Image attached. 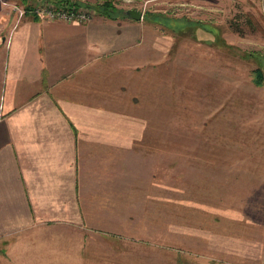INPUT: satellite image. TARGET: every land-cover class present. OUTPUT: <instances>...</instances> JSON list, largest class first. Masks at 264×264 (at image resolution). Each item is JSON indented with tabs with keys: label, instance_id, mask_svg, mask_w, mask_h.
Masks as SVG:
<instances>
[{
	"label": "rangeland",
	"instance_id": "obj_1",
	"mask_svg": "<svg viewBox=\"0 0 264 264\" xmlns=\"http://www.w3.org/2000/svg\"><path fill=\"white\" fill-rule=\"evenodd\" d=\"M6 1L20 20L39 7L90 12L42 17L79 24L143 13L90 88L105 100L90 121L122 142L107 189L130 192L136 214L106 236L121 264H264V0Z\"/></svg>",
	"mask_w": 264,
	"mask_h": 264
},
{
	"label": "crops",
	"instance_id": "obj_2",
	"mask_svg": "<svg viewBox=\"0 0 264 264\" xmlns=\"http://www.w3.org/2000/svg\"><path fill=\"white\" fill-rule=\"evenodd\" d=\"M7 6L0 0V264H121V239L106 236L131 231L136 214L130 192L107 189L106 167L122 166V142H107L89 108L104 110L90 88L105 85L96 74L114 61L104 58L136 39L132 18L20 20Z\"/></svg>",
	"mask_w": 264,
	"mask_h": 264
},
{
	"label": "built area",
	"instance_id": "obj_3",
	"mask_svg": "<svg viewBox=\"0 0 264 264\" xmlns=\"http://www.w3.org/2000/svg\"><path fill=\"white\" fill-rule=\"evenodd\" d=\"M34 13H36L38 16L43 17V15H48L52 18L54 17H60L64 18L66 20H87L90 17V12L86 10H48L43 8H36Z\"/></svg>",
	"mask_w": 264,
	"mask_h": 264
},
{
	"label": "water",
	"instance_id": "obj_4",
	"mask_svg": "<svg viewBox=\"0 0 264 264\" xmlns=\"http://www.w3.org/2000/svg\"><path fill=\"white\" fill-rule=\"evenodd\" d=\"M126 13L128 14L129 17L133 19H141L143 17V13L136 9L127 10Z\"/></svg>",
	"mask_w": 264,
	"mask_h": 264
},
{
	"label": "trees",
	"instance_id": "obj_5",
	"mask_svg": "<svg viewBox=\"0 0 264 264\" xmlns=\"http://www.w3.org/2000/svg\"><path fill=\"white\" fill-rule=\"evenodd\" d=\"M107 6H108V5H106V6H103V8H104V7H105V8H107ZM34 16H36V15H34ZM257 81H258V79H257Z\"/></svg>",
	"mask_w": 264,
	"mask_h": 264
}]
</instances>
